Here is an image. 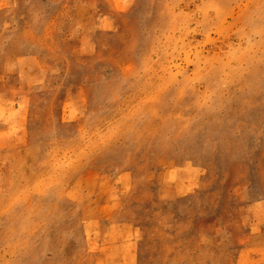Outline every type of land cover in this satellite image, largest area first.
Listing matches in <instances>:
<instances>
[{
	"label": "rangeland",
	"instance_id": "rangeland-1",
	"mask_svg": "<svg viewBox=\"0 0 264 264\" xmlns=\"http://www.w3.org/2000/svg\"><path fill=\"white\" fill-rule=\"evenodd\" d=\"M0 264H264V0H0Z\"/></svg>",
	"mask_w": 264,
	"mask_h": 264
}]
</instances>
